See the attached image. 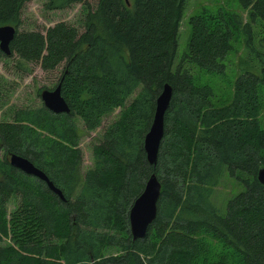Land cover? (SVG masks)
Returning a JSON list of instances; mask_svg holds the SVG:
<instances>
[{
    "label": "trees",
    "instance_id": "obj_1",
    "mask_svg": "<svg viewBox=\"0 0 264 264\" xmlns=\"http://www.w3.org/2000/svg\"><path fill=\"white\" fill-rule=\"evenodd\" d=\"M27 1L0 0V27L14 28L8 56L17 67L61 65L55 87L68 112L41 106L0 123V264H264V186L256 180L264 168V36L255 47L251 29L264 23V0H237L244 22L224 11L190 17L178 57L188 0H97L80 34L62 22L43 34L18 32ZM79 2L47 0L43 8ZM239 33L246 60L229 101L214 107L211 87L191 70L222 75ZM165 84L171 97L150 166L143 138ZM116 109L81 174L74 118L92 132ZM10 155L41 171L63 200L10 167ZM151 174L160 186L155 216L132 240L128 211ZM224 175L241 191L219 211L211 197ZM12 197L19 202L6 219Z\"/></svg>",
    "mask_w": 264,
    "mask_h": 264
},
{
    "label": "rangeland",
    "instance_id": "obj_2",
    "mask_svg": "<svg viewBox=\"0 0 264 264\" xmlns=\"http://www.w3.org/2000/svg\"><path fill=\"white\" fill-rule=\"evenodd\" d=\"M47 0H28L22 7L19 15L20 24L17 27L18 32H39L41 34L56 23L62 22L75 29L77 34L83 30V18L87 11L94 9L97 0H80L79 3L72 4L64 10L46 11L43 8ZM224 11L234 13L245 21V12H243L237 0H188L185 5L177 38V57L185 50V43L189 34L188 19L201 12L216 13ZM253 45L257 46V41L264 36V23L261 25H252ZM243 34L239 33L231 42V51L226 55L223 61L224 71L222 75H208L192 69L191 73L196 77V83L207 84L213 91L211 103L214 107L225 105L232 91V83L240 74L243 66L242 62L246 59V52L243 43ZM250 62V61H249ZM17 63L15 56H4L0 53V123H10L15 111L32 110L42 106L40 93L42 90L54 89L61 70V65L51 71H43L38 65L28 64L23 67L14 66ZM129 98L125 105L130 102ZM119 109L114 110L109 116L101 120L100 126L92 132H85L83 125L78 118L73 122L81 131L78 141L81 164L80 173L84 174L92 166L91 148L96 145L101 138L104 128L117 119ZM2 152L0 151V159ZM241 191L234 180L226 175L218 186L212 191V203L222 211L228 199ZM18 197H12L7 206V216L18 205ZM2 244L9 245L7 240Z\"/></svg>",
    "mask_w": 264,
    "mask_h": 264
},
{
    "label": "water",
    "instance_id": "obj_3",
    "mask_svg": "<svg viewBox=\"0 0 264 264\" xmlns=\"http://www.w3.org/2000/svg\"><path fill=\"white\" fill-rule=\"evenodd\" d=\"M13 35V27H0V53L4 56L9 55L8 45L12 40ZM39 97L42 107L49 112L53 114L68 112L65 102L60 96L58 86L52 90H42ZM170 97V87L165 84L155 99L152 121L143 138L145 160L150 166H154L156 162L158 146L163 135V115L168 107ZM8 164L10 167L21 173L42 181L53 194H55L60 200H63L60 192L52 186L45 175L26 159L16 155H10L8 157ZM256 180L264 186V168L258 169ZM159 188L160 186L156 177L151 174L147 178L141 193L133 201L128 211V227L132 240L143 238L150 223L154 219Z\"/></svg>",
    "mask_w": 264,
    "mask_h": 264
}]
</instances>
